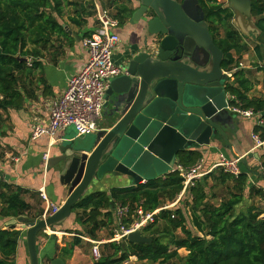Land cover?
<instances>
[{
    "label": "trees",
    "instance_id": "1",
    "mask_svg": "<svg viewBox=\"0 0 264 264\" xmlns=\"http://www.w3.org/2000/svg\"><path fill=\"white\" fill-rule=\"evenodd\" d=\"M250 2L254 24L264 33V0ZM197 3L204 13L215 46L223 54L221 68L230 70L240 63L239 55L249 51L248 46L242 44L240 34L232 28L233 12L219 0H197ZM65 4L70 6L66 0H0V127L9 121V110L22 109L25 100L36 97L38 85L45 87L40 68L46 50L58 47L62 38L69 39L70 45L74 43V38L62 26ZM103 7L111 11L119 26L125 24L135 11L131 0H106ZM92 15L93 6L89 7V11L76 8L74 16H68L67 21L81 28L86 25V18ZM90 35L86 33L85 36ZM252 52L263 63L259 72L264 73V46L256 41ZM239 73H234V82L226 83L225 90L236 96L243 109L259 113L263 124L256 125L253 133L259 134L264 141V99L247 97L252 86ZM3 151L0 145V159L4 156ZM201 157V153L196 151L182 152L177 156V164L192 167ZM215 173L203 177L187 191L192 201V223L199 234H192L186 227V217L180 208L161 210L168 201H175L182 191V178L176 170L137 186L112 188L108 192H95L82 197L71 214H74L75 223L84 229V233L76 232L70 243L62 248L57 246L56 256L45 259L47 264H51L53 259L65 263L74 249L81 246V238L95 240L97 232L114 225L116 205L128 208L127 217L123 220L126 227L133 222L137 209L140 208L144 214L159 210L153 223L142 228V236L149 238L150 242L107 243L103 245L107 254H102L93 264H123L130 258L152 264H171L181 258L180 249L186 251L182 264H264V189L252 186L248 192V199L252 201L236 213L245 202L247 176L241 173L235 178L220 172L216 179L221 183L232 180L235 187H232L233 192L228 199L222 200L219 206H213L207 201L205 188L207 180ZM26 192L8 183L0 186V219H15L7 228L0 227V264H16L19 242L24 233L15 230L14 226L35 222L44 216V209H37L22 199ZM256 198L259 199L258 204L254 202ZM160 221L169 231H180L184 237L167 234L165 229L161 232L155 230ZM51 229L59 230L58 226ZM112 235L110 233L108 239Z\"/></svg>",
    "mask_w": 264,
    "mask_h": 264
},
{
    "label": "water",
    "instance_id": "2",
    "mask_svg": "<svg viewBox=\"0 0 264 264\" xmlns=\"http://www.w3.org/2000/svg\"><path fill=\"white\" fill-rule=\"evenodd\" d=\"M134 1L138 8L131 21L145 20L150 41L128 49L122 74L109 80L104 109L111 107L112 116L120 119L108 131L94 133L93 144L58 143L60 156L51 162L68 196L53 215L18 226L25 231L29 264H39L38 235L65 221L93 181L107 174L129 178L130 186L154 181L175 171L179 153L205 155L213 140L226 138L223 131L232 116L225 109L223 54L197 0ZM227 1L234 20H251L250 0ZM248 24L264 46V33ZM126 242L146 244L150 239L137 230ZM51 264L65 263L53 259Z\"/></svg>",
    "mask_w": 264,
    "mask_h": 264
},
{
    "label": "crops",
    "instance_id": "3",
    "mask_svg": "<svg viewBox=\"0 0 264 264\" xmlns=\"http://www.w3.org/2000/svg\"><path fill=\"white\" fill-rule=\"evenodd\" d=\"M105 1L106 0H66V3H70V6H66L65 4L63 8L64 15H62L61 21L64 29L69 32V36L74 38V43L70 45L69 39L62 38L61 44L58 47H49L46 50L41 59L40 68V75L45 81V87L38 85L39 88L36 97L32 100H25L22 109L9 110L7 113L9 121L0 127V145L4 148V156L0 159V186L4 183H8L11 186L25 189L27 192L22 196V199L37 209H44V214L46 212V206L39 197L40 189L44 191L49 201L58 208L65 202L68 196V187L62 186L59 183V176L55 171L57 165L51 162L52 159H56L60 156L58 143L60 142L59 145H62L63 142L74 141L75 146L90 145L97 139V136H94L92 139L81 140L84 137H71V132L67 134V130H65L58 134V143L49 148L47 138L32 142L29 139L30 130L35 125H47L51 103L61 97L66 89L68 80L77 74L86 63L87 51L82 46V41L85 37H88L85 36L86 33L92 34L98 28L97 10L108 11L109 15L112 16L111 11L103 7ZM131 1L132 8L136 10L138 4L134 0ZM91 6H93V15L86 18V25L84 27L77 28L68 23V16H74V10L76 8L89 11V7ZM65 23H67V25H64ZM233 29L237 31L234 27ZM115 32L119 36L120 42L114 49L112 60L115 66L122 68V61L128 49L130 50L136 46L141 47L146 40L150 41V38L146 37L145 39V20L133 23L130 18L125 24L118 26ZM75 36L78 38V41L75 39ZM248 57V52L242 53L240 56L239 62L242 69L240 68L238 70V72L240 71L239 76L247 79L249 85L252 86L250 87L251 91L247 94L248 98L258 97L264 99V73L261 78L256 77L255 75H259L258 68L255 67L258 70L255 74L253 69L248 66V62L242 60V58L247 59ZM250 58L251 60L249 62L257 60L252 55ZM257 62L261 65L258 60ZM253 77H255V79H253ZM235 78L236 77L233 75L232 81L228 80V82L233 83ZM253 80H256L258 83H254ZM229 115L231 114L229 113ZM231 116L232 120L227 122L223 131L226 138H217L213 140L209 149L204 153L205 155L201 154L204 165L203 168L206 167V170L209 171L214 165L219 163L222 157L225 159L238 158L240 161V173L246 174L247 176L245 188L246 186H249V189L252 186L256 188L258 186L264 189V146L257 147L252 139V135H257L259 137V134L253 133V128L256 125H262L263 121L262 124H258L259 119L257 116H260L259 113L251 119ZM119 119L118 116H112V108L107 106L103 109L101 122L99 123L100 130L102 132L108 131ZM46 153L48 157L46 160H43V156ZM176 161L178 162L177 158ZM213 170L215 171V169ZM213 170H211V172ZM216 177L217 174L209 178L206 182L208 187L205 188V193L208 197L207 201L218 200L217 204L209 202V204L213 206H219L222 200H224L222 199L224 197V192L227 193L224 198H229L233 185L232 180L221 183ZM93 182L95 183H93L92 188L89 190V186L85 195L95 192H108L112 188L130 187L129 178L112 174H107L103 176L102 179ZM249 189L248 191L245 189L244 192H249ZM220 191L222 193L221 197L218 195ZM181 197H179V199ZM189 198L191 200V197ZM248 198L249 196L247 194L246 200L250 204L251 201ZM179 199H177V201ZM254 202L258 204L259 199L256 198ZM169 206L170 205H165L167 209L171 208ZM239 212V209H237L236 213ZM70 216H73V214ZM13 221H15V219H0V227L5 229L10 226V223ZM73 221L74 218L66 219L58 226L59 230H66L68 227L80 228V226ZM17 225L18 224L15 226ZM112 226L116 227V223ZM103 231L104 230L101 232ZM21 232L24 233V237L19 242L16 264H26L25 255H27V250L25 244V231ZM81 239L89 243L91 248L92 245L97 242V240H92L89 237ZM62 241L60 232H55L52 229L49 231H42V233L38 235L36 243L39 261L47 264L45 259L56 256V247L62 248L65 246Z\"/></svg>",
    "mask_w": 264,
    "mask_h": 264
},
{
    "label": "built area",
    "instance_id": "4",
    "mask_svg": "<svg viewBox=\"0 0 264 264\" xmlns=\"http://www.w3.org/2000/svg\"><path fill=\"white\" fill-rule=\"evenodd\" d=\"M219 1L223 2V0ZM97 22L98 28L82 41V46L87 51L86 63L77 74L68 80L66 89L61 97L51 103L47 125H35L31 128L29 139L32 142L47 138L48 147L50 148L58 143V134L68 128L74 130L77 138L94 134L100 130L99 123L102 118L105 92L109 80L119 77L122 74V69L119 66H115L112 60L114 49L120 42V38L115 32L119 26L118 21L110 16L108 11L97 10ZM240 68L241 64H238L237 66H232L230 70L222 71V73L229 81H232L233 74ZM226 104V111L235 117L251 119L258 115L252 109H243L242 103L236 96L228 93L226 94ZM257 117L259 119V116ZM258 124H262V120L259 119ZM252 139L257 147L264 146V141L257 135H252ZM47 157L48 154H44L43 160H46ZM239 162L238 158L225 159L222 157L216 167L223 169L225 173L236 178L241 174ZM203 166V161H198L189 168L176 167L182 178L183 187L179 197L214 169L213 166L209 171H204ZM39 197L46 206L43 218L47 212L54 214L58 210V207L49 201L42 189L39 190ZM158 211L144 214L139 208L136 210V217L133 222L126 227L123 220L127 217L128 208L116 205L114 209L116 227L112 238L118 240L116 243L120 240H125L130 233L152 224L153 218ZM99 245L98 242L92 245L91 255L93 262H97L100 259Z\"/></svg>",
    "mask_w": 264,
    "mask_h": 264
},
{
    "label": "rangeland",
    "instance_id": "5",
    "mask_svg": "<svg viewBox=\"0 0 264 264\" xmlns=\"http://www.w3.org/2000/svg\"><path fill=\"white\" fill-rule=\"evenodd\" d=\"M222 2V1H221ZM223 4H224V6H228V1L227 0H223V2H222ZM251 14V13H250ZM254 21H255V18L252 16V14H251V20L250 21H248V20H246L244 17H240V16H238V18H237V20H234V18H233V20L231 21V25H232V28L234 27L236 30H237V32H238V34H240L239 36L241 37V42H242V44L244 43V44H246L247 46H248V48H249V51L247 50L246 52H248V55H249V57L247 58V59H244V58H242V60L244 61V62H248V66H250L252 69H253V72L256 74L257 73V71L260 69L259 67H261V65L263 66V63H261V65H259V63L257 62V60L255 61V60H253L252 62H249L250 60H251V58H250V56L252 55V56H254L253 55V49L252 48H254V43L257 41V38H256V35H255V33L252 31V29L250 28V24H248L249 22L250 23H254ZM244 32H246V33H244ZM245 52V53H246ZM244 55V54H243ZM242 55V56H243ZM239 56H241V54L239 55ZM237 57V56H236ZM255 67H257L258 68V70H257V68H255ZM258 74L259 75H255L256 77H259V78H261L263 75V73L262 72H258ZM253 79H255V77H253ZM253 82L254 83H258L256 80H253ZM71 132V137L72 136H75V132H74V130L72 129V128H68L67 129V134L68 133H70ZM67 136V135H66ZM95 136V134H90V135H88V136H83L84 138H82L81 140H88V139H92L93 137ZM68 137V136H67ZM80 138V137H79ZM217 168H219V167H216V165H214V169H216L215 170V172L217 173V176H219V174H220V172H224L223 171V169H221V168H219V169H217ZM208 175V174H207ZM206 175V176H207ZM93 183H95V182H92L91 184H90V187H89V190H90V188H92V186H93ZM204 184V183H203ZM232 184H233V182H232ZM207 185V187H208V184H206ZM206 187V188H207ZM232 187H233V189H234V184L232 185ZM233 189H232V192H233ZM245 189L248 191V189H249V186H246V188H244V191H245ZM89 190H88V192H89ZM221 191H223V190H221ZM221 191L220 192H218V195L221 197V195H222V193H221ZM224 192V191H223ZM181 193V192H180ZM247 194H248V192H244V199H245V202H244V204L242 205V206H239V211L242 209V208H244V207H246V206H248L249 205V203L247 202V200H246V196H247ZM227 195V193H225L224 192V197ZM222 198V199H224L225 200V198ZM177 199H179V195L175 198V201L173 200L172 202H167V205H170L169 207H171L170 209H173V208H180L181 209V211L185 214V217H186V227L191 231V233L192 234H199L196 230H195V228H194V226H193V223H192V212H191V205H192V201L190 200V198H189V195H188V193L187 192H185L183 195H182V197L177 201ZM252 201V200H251ZM209 202H212V203H215V204H217L218 203V200H208V203ZM254 203V202H253ZM241 207V208H240ZM166 207L164 206L163 207V209H165ZM50 212H47V214L45 215V217L44 218H42V219H46V218H48L49 216H51L52 215V213L51 214H49ZM71 215V214H70ZM70 217H72V218H74V214H73V216H69L68 218L69 219H72V218H70ZM67 218V219H68ZM74 222V221H73ZM75 223V222H74ZM20 224H18L17 226H14V229L15 230H18V226H19ZM115 225V224H114ZM113 227V228H112ZM114 226H111V227H108V228H106V229H104V231L103 232H101V231H99V232H97L96 233V235H95V240H97V242H98V244H100L99 245V254H100V256H102V254H107V250L106 249H104L103 248V245H105V244H107V243H116L118 240H116L115 238L113 239H108V237H109V235H110V233H113V230H114ZM163 229H165V231L167 232V234H172V235H174L175 237H179V238H183L184 236H183V234H181V232L180 231H169L167 228H166V225L164 224V222L163 221H160L158 224H157V226L155 227V230H157V231H159V232H161ZM49 230H51V228L50 229H46L45 231H49ZM66 231V232H65ZM137 231V230H136ZM55 232H60V237H61V239L63 240L62 241V243L64 244V245H66V244H68V243H70L71 241H72V239H73V237L76 235L75 233L77 232V233H84V229L83 228H77V227H75V228H73V227H68L66 230H58V231H55ZM163 234V233H162ZM83 235H85V234H83ZM113 236V235H112ZM120 242H122L121 240L118 242V243H116V244H119ZM126 242V241H125ZM178 253H179V255H180V257L181 258H179V259H176V260H174L173 261V263L171 262V264H182V259L185 257V255H186V251L185 250H183V249H180L179 251H178ZM25 260H26V264H29V260H28V256L27 255H25ZM65 263L66 264H93L94 262H93V260H92V256H91V247H90V244L89 243H87L84 239H82V244H81V246H79V247H77V248H75L74 249V252H73V254H72V256L70 257V258H66L65 259ZM39 264H44L42 261H39ZM123 264H152V263H149V262H139V261H136V259L135 258H130V259H128L126 262H124Z\"/></svg>",
    "mask_w": 264,
    "mask_h": 264
},
{
    "label": "clouds",
    "instance_id": "6",
    "mask_svg": "<svg viewBox=\"0 0 264 264\" xmlns=\"http://www.w3.org/2000/svg\"><path fill=\"white\" fill-rule=\"evenodd\" d=\"M219 2L222 3L221 1H219ZM239 64H240V63H239ZM236 66H237V65H236ZM222 71H225V70H222ZM237 72H238V71H237ZM235 73H236V72H235ZM233 75H234V74H233ZM226 83H228V79H227ZM226 83H225V84H226ZM226 93H228V92H226ZM259 119H260V118H259ZM260 120H261V119H260ZM99 129H100V128H99ZM75 137H76V136H75ZM199 161H202V159H200ZM197 162H198V161H197ZM177 166H178V165L176 164V165H175V171H176V167H177ZM193 166H194V165H193ZM181 167H182V166H181ZM184 168H185V167H184ZM188 168H189V167H188ZM217 169H219V168H217ZM215 170H216V169H215ZM213 171H214V170H213ZM213 171H212V172H213ZM212 172H210V173H212ZM210 173H208V175H209ZM224 173H225V172H224ZM205 176H206V175H205ZM205 176H204V177H205ZM199 181H200V180H199ZM143 183H145V182H143ZM143 183H142V184H143ZM196 183H197V182H196ZM196 183H195V184H196ZM58 209H59V208H58ZM166 209H167V208H165V209H163V210H166ZM52 215H53V214H52ZM115 223H116V221H115ZM115 223H114V224H115ZM139 231L142 232V229L139 230ZM112 237H113V236H112ZM111 239H112V238H111ZM123 241H126V239L123 240ZM91 256H92V255H91ZM92 260H93V258H92Z\"/></svg>",
    "mask_w": 264,
    "mask_h": 264
},
{
    "label": "flooded vegetation",
    "instance_id": "7",
    "mask_svg": "<svg viewBox=\"0 0 264 264\" xmlns=\"http://www.w3.org/2000/svg\"><path fill=\"white\" fill-rule=\"evenodd\" d=\"M176 1H178V2H181L182 0H176ZM234 15V14H233ZM233 18H234V16H233ZM206 23V22H205Z\"/></svg>",
    "mask_w": 264,
    "mask_h": 264
}]
</instances>
